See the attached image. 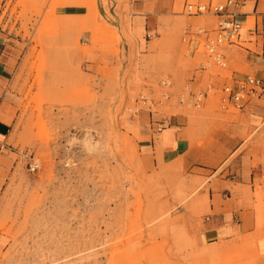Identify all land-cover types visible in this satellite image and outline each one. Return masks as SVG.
Segmentation results:
<instances>
[{
    "label": "rangeland",
    "instance_id": "obj_1",
    "mask_svg": "<svg viewBox=\"0 0 264 264\" xmlns=\"http://www.w3.org/2000/svg\"><path fill=\"white\" fill-rule=\"evenodd\" d=\"M208 1H7L0 264H264V95L223 101L212 78L231 83L228 59L188 41L216 17L185 4ZM149 117L176 119L181 144L143 156ZM211 194L236 226L206 241Z\"/></svg>",
    "mask_w": 264,
    "mask_h": 264
},
{
    "label": "crops",
    "instance_id": "obj_2",
    "mask_svg": "<svg viewBox=\"0 0 264 264\" xmlns=\"http://www.w3.org/2000/svg\"><path fill=\"white\" fill-rule=\"evenodd\" d=\"M8 0H0V17L3 13V7L6 5ZM13 2L15 0H12ZM251 0H244L236 8L237 20L241 25H245L247 19L251 15H255V26L253 29L245 30L242 27L240 32L238 43L232 45L230 48H223L224 61L225 58L228 59L229 68L231 70V83L241 81L247 76H254L260 78L264 81V0H256L255 11H262L260 14H251L248 9L250 8ZM145 7V2H141L138 5V12ZM261 9V10H259ZM8 15V14H7ZM7 15L1 21L0 25V156L3 155V150L11 149L8 145V139L13 130V125L15 119L11 109H8L11 105L6 99L5 84L6 81L11 79V71L13 70L15 56H13V47L10 45V40L8 31L3 28L4 24H7ZM244 29V30H243ZM191 41V40H188ZM235 47V49H232ZM213 83L216 85H222L221 88L227 84V77H217L212 78ZM264 95V90L260 96ZM245 107V106H244ZM242 107L241 109H244ZM152 117H149L147 124L145 121L142 125H139V136L140 141L138 142L139 150L145 157H150L153 155L155 148H161L163 151L171 152L177 145H180V139L177 136L176 119H171V122L160 128L162 124L155 121ZM256 119H253V123H256ZM160 137H156L159 136ZM232 168V164L229 163L226 166V171ZM242 168H238L237 172L241 171ZM244 170H249L251 173L254 170L248 166ZM233 171V170H232ZM1 186V182H0ZM225 183L219 185V189L223 188ZM211 201H214L210 205V211L215 212L212 216L206 217V222L203 228V238L206 241H214L220 237H230L235 226L232 221L233 214L231 212L225 211L224 205L221 204L217 197H213L211 194Z\"/></svg>",
    "mask_w": 264,
    "mask_h": 264
},
{
    "label": "built area",
    "instance_id": "obj_3",
    "mask_svg": "<svg viewBox=\"0 0 264 264\" xmlns=\"http://www.w3.org/2000/svg\"><path fill=\"white\" fill-rule=\"evenodd\" d=\"M244 0H224L213 1L207 3H186L185 9L191 15H212L216 17L214 27L207 29L196 26L194 31L187 34L192 36L189 40L204 41V48L208 53L212 62L216 65H223L224 55L223 48H230L238 43V38L242 30L241 23L237 20L236 8L243 3ZM165 84V82H163ZM264 90V81L254 76H247L241 81L225 84L221 88L224 97L223 101L232 103L237 108H242L248 103L254 95L262 94ZM199 99L197 98V101ZM36 165L32 167L34 169Z\"/></svg>",
    "mask_w": 264,
    "mask_h": 264
}]
</instances>
